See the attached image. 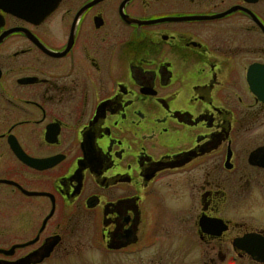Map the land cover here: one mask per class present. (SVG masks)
Instances as JSON below:
<instances>
[{
  "label": "flooded vegetation",
  "instance_id": "flooded-vegetation-1",
  "mask_svg": "<svg viewBox=\"0 0 264 264\" xmlns=\"http://www.w3.org/2000/svg\"><path fill=\"white\" fill-rule=\"evenodd\" d=\"M256 66L264 0L0 5V261L264 264Z\"/></svg>",
  "mask_w": 264,
  "mask_h": 264
},
{
  "label": "water",
  "instance_id": "water-1",
  "mask_svg": "<svg viewBox=\"0 0 264 264\" xmlns=\"http://www.w3.org/2000/svg\"><path fill=\"white\" fill-rule=\"evenodd\" d=\"M59 0H0V5L4 6L5 3H11L15 9H20L27 14L34 15L36 13L39 5H44V10L50 11L54 9L57 5ZM264 73V67H254L251 71L250 75V85L251 89L257 93L262 94L264 91V80L255 79L252 74L253 73ZM53 242L50 244L47 249L48 251L53 248ZM235 245H239V247L247 249L254 259L259 261H264V237L258 234H248L242 238L236 240ZM5 250L0 249V252H4ZM36 254V253H35ZM34 254V255H35ZM28 259H20L19 261L15 262V264H27ZM0 264H5L4 262L0 261Z\"/></svg>",
  "mask_w": 264,
  "mask_h": 264
},
{
  "label": "rangeland",
  "instance_id": "rangeland-1",
  "mask_svg": "<svg viewBox=\"0 0 264 264\" xmlns=\"http://www.w3.org/2000/svg\"><path fill=\"white\" fill-rule=\"evenodd\" d=\"M85 247H88L89 249H98L99 248V245H98V243L96 242V241H89L86 245H85ZM91 254L93 255L94 254V256H89V257H86L85 259H86V261L84 262V261H82V259H80V258H78V260H80V261H74L73 262V264H100L101 262H100V256H99V254H97L96 252H91ZM230 260H231V258H229ZM229 260V263L228 264H236V263H234V262H231ZM49 264H65V263H63V262H61V261H59V260H56V261H53L52 263H49ZM185 264H189L188 262H186ZM195 264H197V263H195ZM242 264H249V263H242Z\"/></svg>",
  "mask_w": 264,
  "mask_h": 264
}]
</instances>
